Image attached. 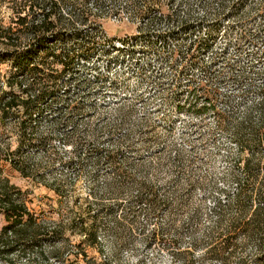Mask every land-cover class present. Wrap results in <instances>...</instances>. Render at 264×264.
Listing matches in <instances>:
<instances>
[{"label":"trees","instance_id":"1","mask_svg":"<svg viewBox=\"0 0 264 264\" xmlns=\"http://www.w3.org/2000/svg\"><path fill=\"white\" fill-rule=\"evenodd\" d=\"M66 2L70 1L25 0L17 7L10 0L14 13L25 10L28 13L13 18L19 28L0 27V43L6 45L0 48V63L9 65L4 83L0 84V264H76L71 258L74 255L81 256L88 264H114L112 259L128 247L132 225L141 213L155 221L148 234L144 228L140 230V234L144 233L145 245L160 244L184 264H198L205 258L218 264H264V77L261 69L253 66L229 77L238 84L243 97H259L246 108L242 119H235L230 110L214 111L216 125L231 133L243 154L235 157L228 152L227 166L218 177L189 176L185 182L181 175L187 174L190 163L185 152L164 148L155 160L135 162L121 155L126 149H141L131 144L129 133L120 136L117 144L104 148L97 144L98 129L90 122L85 125L77 122V116L87 107L66 97L77 77L70 73L76 71L79 62L84 65V61L97 53L101 41L89 38L83 44L79 42L80 26L78 33L72 36L66 33L75 27L77 20L84 25H99L105 13L85 7L78 9L77 20H68ZM217 21L212 20L213 25L219 26ZM182 24L190 25L189 22ZM247 37L255 40V36ZM215 39L209 35L196 37L187 47L189 60L197 62L201 49L210 47L208 41ZM102 44L108 53L112 48V51L130 54L126 49L127 37L116 41L110 38ZM180 48L181 45L173 50L180 51ZM201 66L204 71L208 70L209 65L204 62ZM86 75L92 82L100 81L94 75ZM80 79L91 83L85 76ZM210 83L206 80L210 107L216 109L218 98L231 106V95L211 88ZM207 109L208 106L201 105L191 113ZM126 119L127 115L122 114L119 124H124ZM229 122L233 125L228 127ZM110 131H119V125H111ZM57 142L72 145L71 155L61 153ZM58 166L73 167L78 179L89 175L93 181L90 192L84 197L78 196V220L71 219L73 230L69 236L62 230L64 221L50 217L47 213L50 210L44 207L36 210L31 190L13 182L10 176L16 172L46 187L56 194L61 205L73 182L53 176ZM163 174L167 175V182L160 186L157 181ZM194 195L197 201L190 204ZM126 201L144 203L145 208H127ZM113 211L122 212L114 216ZM162 214L168 219L164 226L157 223ZM103 215L113 217V226L105 228ZM103 228L116 240L111 256L105 253ZM73 234L80 237L78 244H72ZM90 248L104 256L103 262H92Z\"/></svg>","mask_w":264,"mask_h":264},{"label":"rangeland","instance_id":"2","mask_svg":"<svg viewBox=\"0 0 264 264\" xmlns=\"http://www.w3.org/2000/svg\"><path fill=\"white\" fill-rule=\"evenodd\" d=\"M8 1L10 0H0V27L12 25L15 29L19 28L12 20L24 16L28 10L14 13L10 7L12 4ZM11 1L19 7L25 0ZM68 1L70 2L64 5L65 12L69 13H66L68 20H77L78 9L85 7L96 13H105L103 19L98 21L99 25H84L77 20L75 27L66 33L72 36V33H78L80 26L82 38L78 39L79 42L83 44L89 38L101 41L97 53L84 61V65L79 62L76 71L70 73L77 77L69 86L66 96L87 107L76 120L82 125L90 122L93 128L98 129L99 146L106 148L117 144L120 136L129 133L131 144L141 149H126L121 155H126L135 162L142 159L147 162L155 160L164 148L181 150L190 161L189 171L181 175L185 182L189 180V176L195 179L218 177L227 166L228 152H232L235 157L243 154L231 133L216 125L214 111L230 110L234 118L240 120L246 108L259 100L258 95L243 97L238 84L229 77L243 70H250L253 66L260 68L264 77V0ZM75 2L78 3L73 4ZM188 13L191 16L186 17ZM212 20H218L219 26L213 25ZM186 22L190 25L182 24ZM140 31L142 32L139 33ZM208 35L216 39L208 41L210 47L201 49L197 62L189 60L187 47L190 43L198 36ZM247 36H255V40ZM125 37L129 44L126 48L129 55L122 51H112V48L108 53L101 47L105 40L114 38L116 41ZM180 45V51L173 50ZM4 46V43H0V48H5ZM117 55L119 58L113 61L112 58ZM201 62L209 65L207 71L201 68ZM8 72L9 65L0 63V84L4 83ZM86 74L94 75L100 81L92 82ZM82 76L91 83L80 79ZM206 80L211 82V88H218L231 95L233 104L229 106L218 98L216 109L210 107L211 103L206 97ZM201 105H206L209 109L197 114L191 113ZM122 114H126L127 119L120 125ZM113 124L119 125V131H110ZM232 125L229 122L228 127ZM62 142H57L61 153L71 155L72 145ZM74 169L58 166L53 174L73 182L61 205L57 203V196L53 191L34 184L16 172L10 175L13 182L31 190L30 197L34 200L33 207L36 210L44 207L50 210L47 211L50 217L64 221L62 230L67 236L73 230L71 219L78 220V196H86L93 184L89 175L78 179ZM103 180L104 176L101 174L100 182L103 183ZM166 182L167 175L163 174L157 184L164 186ZM196 201L194 195L190 204H195ZM41 203L43 205H38ZM124 204L127 208H145L144 203L126 201ZM121 212L113 211L112 215ZM101 220L105 228L113 226L114 219L111 215H103ZM167 220V216L162 214L157 223L164 226ZM154 222L141 213L137 223L132 225L133 235L130 240L127 239L128 247L112 259L114 264H184L174 258L170 249L163 248L160 244L149 247L145 245L142 234H148L154 227ZM143 228L144 233L140 234ZM70 237L72 244H78V234ZM101 237L105 253L111 256L116 242L114 235L103 228ZM88 252L92 262H103L104 256L99 252L92 248ZM71 258L76 260V264H88L81 256L77 258L74 255ZM198 264L218 263L205 258Z\"/></svg>","mask_w":264,"mask_h":264}]
</instances>
